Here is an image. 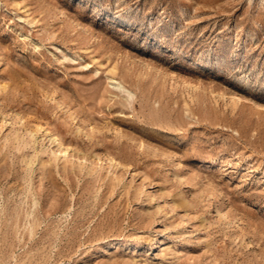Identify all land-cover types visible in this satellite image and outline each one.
<instances>
[{"label":"rangeland","instance_id":"rangeland-1","mask_svg":"<svg viewBox=\"0 0 264 264\" xmlns=\"http://www.w3.org/2000/svg\"><path fill=\"white\" fill-rule=\"evenodd\" d=\"M0 264H264V0H0Z\"/></svg>","mask_w":264,"mask_h":264},{"label":"bare ground","instance_id":"bare-ground-1","mask_svg":"<svg viewBox=\"0 0 264 264\" xmlns=\"http://www.w3.org/2000/svg\"><path fill=\"white\" fill-rule=\"evenodd\" d=\"M121 88V87H120Z\"/></svg>","mask_w":264,"mask_h":264}]
</instances>
